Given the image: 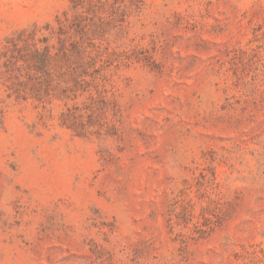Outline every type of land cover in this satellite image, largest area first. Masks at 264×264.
Returning a JSON list of instances; mask_svg holds the SVG:
<instances>
[{
  "label": "rangeland",
  "instance_id": "374dc122",
  "mask_svg": "<svg viewBox=\"0 0 264 264\" xmlns=\"http://www.w3.org/2000/svg\"><path fill=\"white\" fill-rule=\"evenodd\" d=\"M0 264H264V0H0Z\"/></svg>",
  "mask_w": 264,
  "mask_h": 264
}]
</instances>
